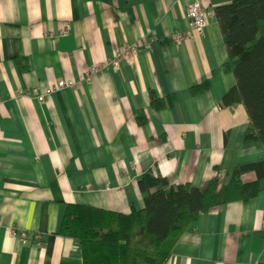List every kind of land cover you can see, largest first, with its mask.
<instances>
[{
	"label": "crops",
	"instance_id": "obj_1",
	"mask_svg": "<svg viewBox=\"0 0 264 264\" xmlns=\"http://www.w3.org/2000/svg\"><path fill=\"white\" fill-rule=\"evenodd\" d=\"M194 1L212 12L202 33L186 13ZM232 1L0 0V264H82L81 246L61 232L68 205L142 208L147 171L205 188L217 168L229 177L264 160L260 142L244 141L246 107L222 105L236 79L223 71L215 10ZM63 22L73 30L59 35ZM149 40L134 63L112 67L123 47ZM151 92L173 104L158 109ZM259 185L248 203L202 213L167 264H264V178Z\"/></svg>",
	"mask_w": 264,
	"mask_h": 264
},
{
	"label": "trees",
	"instance_id": "obj_2",
	"mask_svg": "<svg viewBox=\"0 0 264 264\" xmlns=\"http://www.w3.org/2000/svg\"><path fill=\"white\" fill-rule=\"evenodd\" d=\"M215 13L228 52L223 71L236 79L222 105L243 104L250 118L244 141L264 147V0H233ZM209 86L206 80L191 92ZM151 100L160 109L172 105L174 97L160 99L151 92ZM248 173L256 178L246 180ZM263 178L264 160L237 166L229 177L217 168L205 188L190 182L173 184L147 171L139 181L146 194L142 208L122 213L69 204L61 232L81 246L82 264H167L182 235L202 213L232 202H250L259 194Z\"/></svg>",
	"mask_w": 264,
	"mask_h": 264
},
{
	"label": "built area",
	"instance_id": "obj_3",
	"mask_svg": "<svg viewBox=\"0 0 264 264\" xmlns=\"http://www.w3.org/2000/svg\"><path fill=\"white\" fill-rule=\"evenodd\" d=\"M186 13L187 16L190 18L191 20V26H192V30L197 32V33H202L207 25L208 19L209 17H211L212 12L210 10H208L207 8H205V6L203 5V3L201 1H194L190 4L187 5V9H186ZM65 29L67 27V32H71L73 27L71 24H64ZM187 35H192V31L190 30L189 32H187ZM183 39V36L181 34H178L177 36H175V41L180 42ZM152 41L153 40H149L146 44H129L128 46H125L122 48L121 50V54L120 56H118L115 60L118 61L125 59L127 61L132 62L129 58L133 59L139 50L141 49H151L152 47ZM136 58V57H135ZM102 68L100 66H96L93 68L94 71H100ZM91 71H89L87 73V80L90 81V77H91ZM74 82L72 81H65V80H60L58 82V87H65V86H73ZM1 221V219H0ZM11 234L12 236L16 237H22L23 242L26 244L29 243V235L27 232H20L17 228H12L11 229ZM36 241L35 244L37 246H40L43 244L42 242V236L41 234H36Z\"/></svg>",
	"mask_w": 264,
	"mask_h": 264
},
{
	"label": "rangeland",
	"instance_id": "obj_4",
	"mask_svg": "<svg viewBox=\"0 0 264 264\" xmlns=\"http://www.w3.org/2000/svg\"><path fill=\"white\" fill-rule=\"evenodd\" d=\"M65 23H67V22H63L62 24H61V28H60V30H59V35H64V34H67V33H69V31L67 32L66 30H67V27H66V29H65V26H64V24ZM67 24H71V23H67ZM72 25V24H71ZM73 27V26H72ZM73 30V29H72ZM54 36V35H53ZM136 57V56H135ZM133 58V59H131V58H129L132 62L131 63H134L135 62V59L136 58ZM116 59V57L115 58H113L112 60H111V65H112V67L113 68H115V69H120V66H121V63H122V61H124L125 59H122V60H120V61H118V64H117V61L115 60ZM126 62H129L130 63V61H127V60H125ZM94 67H96V65L95 66H92L91 68H90V70L89 71H91V74L92 75H94V74H97V73H99L100 71H94L93 70V68ZM34 94L36 95V97H37V99L40 101V102H44L45 101V95H43L41 92H40V90H39V88L38 87H36V88H34Z\"/></svg>",
	"mask_w": 264,
	"mask_h": 264
}]
</instances>
